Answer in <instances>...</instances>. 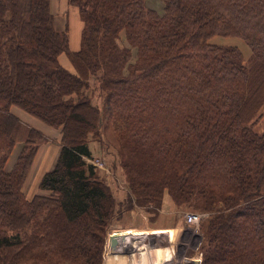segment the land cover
<instances>
[{
	"label": "trees",
	"instance_id": "trees-1",
	"mask_svg": "<svg viewBox=\"0 0 264 264\" xmlns=\"http://www.w3.org/2000/svg\"><path fill=\"white\" fill-rule=\"evenodd\" d=\"M161 1L159 15L145 0H68L83 24L71 52L50 0H0V264H103L111 223L156 214L164 191L177 209L209 214L201 264H264V132L253 129L264 0ZM215 38L241 40L249 56ZM12 107L60 132L42 195L23 192L40 132L28 130L5 170L21 128ZM106 130L122 201L89 163V140Z\"/></svg>",
	"mask_w": 264,
	"mask_h": 264
},
{
	"label": "rangeland",
	"instance_id": "rangeland-1",
	"mask_svg": "<svg viewBox=\"0 0 264 264\" xmlns=\"http://www.w3.org/2000/svg\"><path fill=\"white\" fill-rule=\"evenodd\" d=\"M146 6L149 9L155 10L159 15L163 14V7L164 4L161 0H145ZM52 13V12H51ZM54 16L55 22L58 24V27L60 29H64L65 22L63 19H61L60 16L52 14ZM66 17V16H64ZM67 22L69 24V17H67ZM80 23V22H79ZM81 28V27H80ZM70 31L78 32L79 26L76 28L74 24L72 27L68 25V34ZM212 43L218 44V45H227V46H234L237 47L243 57L246 59L249 56V49L246 47V45L238 39L234 38H215L211 40ZM119 43L123 46H127L125 42V35L124 32H121L119 35ZM71 50V49H70ZM73 50H71L72 52ZM64 55V54H63ZM68 61V58L66 59ZM61 64V63H60ZM62 65V64H61ZM75 73V71H74ZM13 115H15L21 122V128L16 136V144L9 155L6 164H5V170L9 171L24 144V141L27 137V133L29 129H35L36 131L40 132L44 136V141L40 142L38 147V152L35 157L33 166L31 167V170L26 178V181L24 183L23 192L27 197H32L34 195H42L44 192H42L40 189H38V182L40 177L47 171H49L56 160L57 153L60 149L59 146V140H60V132L56 129L50 128L35 117L30 116L29 114L23 112L22 110L12 107L11 110ZM253 129L255 132L261 133L264 132V105L259 113L258 119L255 121ZM113 135L111 133V130H106L103 133V143H100L98 141H92L89 140L91 143V149L94 154V158L92 157V161H89V163H92L95 165H101L102 167H97V173L100 176L101 179L105 181V183L110 188L112 194L116 197L118 195L122 194L124 200L127 189L125 185V179L123 177V173L118 166V163H116V151L115 148L112 145H109L115 141L112 139ZM106 144V145H105ZM108 144V145H107ZM166 194V195H165ZM167 196L170 200L171 206L168 208V205L163 206V196ZM162 196V201L160 205L159 211L154 214L147 210L146 208H135L132 211L128 210L125 211L121 217L114 220L109 228L107 237L109 235V232L112 229V226L116 225L118 221H120L121 218L124 216L129 218V221L131 220V223L134 222V216L133 211H141L144 213L145 216V222L151 226L149 229H155L156 225H158L156 222L158 218L161 215H165L166 218L159 222V224L164 225V221L169 218V216L174 212V215L172 220L175 219V221H172L173 224L178 225V228L180 229V234L178 236L179 244H178V258H180V261H182L184 258H199L202 259V253H201V241H202V229L201 224L205 222L209 216L208 213L204 212H193L189 210L184 209H177L170 198L167 191H164ZM174 209V211L171 213L170 210ZM188 213H197L201 215V220L198 222L197 225L189 224L186 222V215ZM141 218H138L137 221H140ZM169 221V220H168ZM159 227V226H158ZM107 240V239H106ZM106 250V245H105ZM105 253V251H104ZM103 253V255H104ZM202 262V261H201Z\"/></svg>",
	"mask_w": 264,
	"mask_h": 264
},
{
	"label": "crops",
	"instance_id": "crops-1",
	"mask_svg": "<svg viewBox=\"0 0 264 264\" xmlns=\"http://www.w3.org/2000/svg\"><path fill=\"white\" fill-rule=\"evenodd\" d=\"M50 10L52 14L54 13L55 15H58L64 20L67 28L69 25V30L73 24L76 28L79 26L78 32L76 31L73 33L70 31L68 34L69 50H73L72 52L78 51L80 48L83 24L81 22L77 8L69 5L68 0H50ZM67 17H69V24L67 22ZM66 59L67 57L62 54L59 57V62L66 70L74 73L73 66L71 65L70 61H67ZM90 144L91 143H89V150L92 154V157L94 158ZM165 195L163 196V206L168 205L169 208L171 203L169 198ZM122 198V194L116 197V199L119 201H121ZM173 211L174 209L172 208L170 212L172 213ZM132 214L134 216V222L131 223V220L129 221V218L124 216L120 219V221H118V223H116V225L112 226V229L108 235L129 236L131 247L130 255H115L109 253V250L106 248L103 255V264H141L142 261V264H153V260H156V264H190V261L194 259L184 258L182 261H180V258H178V236L180 234V229L178 228V225H175V223L173 224L172 222L175 221V219L172 220L174 216H171L172 214L174 215V212L167 220L164 221V225L159 224L160 221L166 218L164 214L161 215L156 221L158 222V225L155 226L157 227L155 229H149L151 226L145 222V216L143 212L133 211ZM138 218H141V220L137 221ZM153 256L155 258H153Z\"/></svg>",
	"mask_w": 264,
	"mask_h": 264
},
{
	"label": "water",
	"instance_id": "water-1",
	"mask_svg": "<svg viewBox=\"0 0 264 264\" xmlns=\"http://www.w3.org/2000/svg\"><path fill=\"white\" fill-rule=\"evenodd\" d=\"M107 249L109 253L115 255H130V237L126 235H111L108 238ZM153 258H155L153 256ZM153 264H156V260H153ZM190 264H201V260L193 259Z\"/></svg>",
	"mask_w": 264,
	"mask_h": 264
},
{
	"label": "built area",
	"instance_id": "built-area-1",
	"mask_svg": "<svg viewBox=\"0 0 264 264\" xmlns=\"http://www.w3.org/2000/svg\"><path fill=\"white\" fill-rule=\"evenodd\" d=\"M97 166L102 167L99 164ZM201 217H202L201 215L196 213H188L186 215V222L189 224L197 225L198 222L201 220Z\"/></svg>",
	"mask_w": 264,
	"mask_h": 264
},
{
	"label": "bare ground",
	"instance_id": "bare-ground-1",
	"mask_svg": "<svg viewBox=\"0 0 264 264\" xmlns=\"http://www.w3.org/2000/svg\"><path fill=\"white\" fill-rule=\"evenodd\" d=\"M142 263H143V261H142ZM142 263H141V264H142Z\"/></svg>",
	"mask_w": 264,
	"mask_h": 264
}]
</instances>
